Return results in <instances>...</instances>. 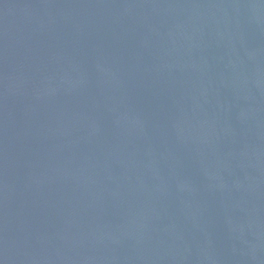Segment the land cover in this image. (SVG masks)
I'll use <instances>...</instances> for the list:
<instances>
[{
  "label": "water",
  "instance_id": "95a60500",
  "mask_svg": "<svg viewBox=\"0 0 264 264\" xmlns=\"http://www.w3.org/2000/svg\"><path fill=\"white\" fill-rule=\"evenodd\" d=\"M5 264H264V0H9Z\"/></svg>",
  "mask_w": 264,
  "mask_h": 264
}]
</instances>
